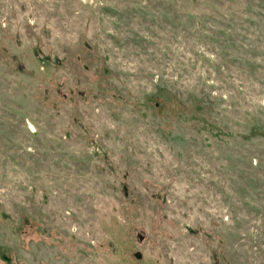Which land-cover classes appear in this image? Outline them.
<instances>
[{
    "label": "rangeland",
    "instance_id": "obj_1",
    "mask_svg": "<svg viewBox=\"0 0 264 264\" xmlns=\"http://www.w3.org/2000/svg\"><path fill=\"white\" fill-rule=\"evenodd\" d=\"M244 6L0 0V264H264Z\"/></svg>",
    "mask_w": 264,
    "mask_h": 264
},
{
    "label": "trees",
    "instance_id": "obj_2",
    "mask_svg": "<svg viewBox=\"0 0 264 264\" xmlns=\"http://www.w3.org/2000/svg\"><path fill=\"white\" fill-rule=\"evenodd\" d=\"M244 1L249 2L252 5L259 8L258 10L255 11V10H251L250 8H248L246 6L243 7L242 12L245 15H247L251 18H255V20H250V21L245 19V20H247V24L252 23L253 25H256V27L254 28L256 30L264 28V0H244ZM247 24H241L240 26H245ZM241 29H244V28H241ZM256 39H258V40L261 39V36H258ZM228 40L233 41L232 39H228Z\"/></svg>",
    "mask_w": 264,
    "mask_h": 264
}]
</instances>
